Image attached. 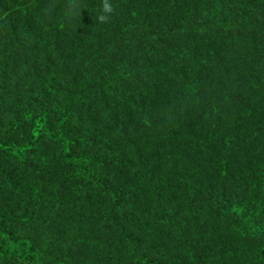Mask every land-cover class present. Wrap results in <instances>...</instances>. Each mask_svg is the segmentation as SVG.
<instances>
[{
    "label": "trees",
    "instance_id": "trees-1",
    "mask_svg": "<svg viewBox=\"0 0 264 264\" xmlns=\"http://www.w3.org/2000/svg\"><path fill=\"white\" fill-rule=\"evenodd\" d=\"M101 2L0 0V16L13 25V33L0 32V184L44 199L59 220L13 198L12 220L26 231L9 228L0 209V258L82 264L76 252L55 260L43 251L66 229L79 251L102 258L97 264H195L150 255L163 243L145 244L142 235L156 230H148L147 199L171 192L166 180L181 160L196 178L190 212L162 228L198 239L205 226L190 218L233 221L254 242L250 259L232 252L228 235L197 251L203 264H230L231 254L233 264H264V160L243 200L226 201L228 165L216 148L219 133L233 136L244 120L248 131L258 119L248 93L264 57V0H110L107 24L96 19ZM8 194L0 187V205Z\"/></svg>",
    "mask_w": 264,
    "mask_h": 264
},
{
    "label": "rangeland",
    "instance_id": "rangeland-1",
    "mask_svg": "<svg viewBox=\"0 0 264 264\" xmlns=\"http://www.w3.org/2000/svg\"><path fill=\"white\" fill-rule=\"evenodd\" d=\"M4 18L5 17L3 15L0 16V21H2ZM12 18L13 17L10 19L12 20ZM0 32H2L4 35L13 33V25H9V22L4 19L3 23H0ZM99 40L100 38L97 37L95 45H99ZM2 53L3 55L1 57V61L3 64H6L8 62L5 60L7 52L2 51ZM4 66L5 65H3V67ZM257 72L259 75L258 80L250 87L248 95H250L252 99L251 114H254L255 111L258 114V119L253 121V123L249 126L248 131L247 122L244 120L236 124L233 131V136L230 134L223 137L222 134L219 133L216 140V148L218 150L217 158L219 159V162L222 163L221 165H228L227 169L221 176L223 178V183L226 186L224 189L226 201L234 200L236 197H240L239 200H243V197H245V195L248 193V186L245 184L247 179L257 174L260 162L264 160V123L259 117V112L262 110L260 109L259 105L264 102V57L260 64V69ZM134 110L138 112L137 107ZM262 113L264 114V112ZM247 134L248 136H251L252 140L257 141L258 145L247 146L246 143L250 142V140L247 138ZM238 137L240 140V147L235 146V142L238 141ZM168 157H163V160L166 161L167 159H171ZM180 161H177L171 168V173L168 174L169 181L166 180L167 187L170 185L172 195L170 191L166 190L163 200L159 201L158 203L152 199H147V205L150 207V212H145L147 221H149L148 230H156L155 232H151L150 235L147 231L142 233L143 239L145 244H153L159 237L163 243L162 247L157 250H151L149 254L156 255L160 258L162 257V259L169 258L171 255H184L187 259L186 261H193L195 264H203L202 260L197 255V251L200 250V248L208 247L212 241L227 239L225 237L229 235L235 242L232 252L241 254L246 260L250 259L249 251L254 242L251 239L243 237L241 234H239L233 224V221L226 220V222L221 224L215 222L213 217L211 220H206V218L201 217L196 221H193L192 218H190L189 221H192L196 225H203V228L205 226L198 239H196L195 235L187 229H181L179 232L172 230V232L162 228L164 224H173L175 221H180V219L185 214L190 212V201L193 195V188L190 182L192 181V178H196L193 176V174L191 177L190 170L186 169L184 162L182 163ZM180 173H182V176H180V180H178L177 176H179ZM225 176L227 177L224 180ZM0 187L6 189L9 192L6 205H0L1 210H8L10 220H6L5 222L9 228L16 229V231H21V229H23L19 226H22L19 220H16L15 218L12 220L13 198L15 202L17 199L20 201V203L25 201L23 204L28 208V210L36 211L39 217H52V221H59L57 216L52 215L53 213H57V211L54 209L50 211V205L46 203L44 199L38 200L33 198L28 200L26 196L22 197V192H20L22 189H18L14 186L7 188L1 184ZM19 192L21 193V196L18 195ZM224 195H222V199ZM203 196H205L206 200L210 202H213L212 198L216 197L214 193L209 191H206L202 197ZM218 196L219 198L221 197L220 192L218 193ZM34 203L38 204L34 205ZM57 209L60 210V207H57ZM65 222H67L69 225L77 223L76 220L71 218L65 220ZM102 226H104L103 221ZM215 228H217L219 232ZM27 230L32 235L31 230ZM25 231L26 230H23L19 233H24ZM45 231V229L41 231L42 235L40 238L45 235ZM60 232V235L54 236V238L51 239V243H48L49 245L43 249L46 256H51L55 260H62L68 256H74L76 252L81 258L88 260L87 264H91V262L97 264V259H102L100 257L95 258V256L91 255V252L86 249L79 251L73 241H71L74 231H67L65 229ZM154 233L157 235V237H154ZM190 242H192V250L190 252H186L185 243ZM85 259L81 260L80 263L84 264ZM235 262H237V260L231 254L229 263L233 264ZM0 264L12 263L0 258Z\"/></svg>",
    "mask_w": 264,
    "mask_h": 264
},
{
    "label": "clouds",
    "instance_id": "clouds-1",
    "mask_svg": "<svg viewBox=\"0 0 264 264\" xmlns=\"http://www.w3.org/2000/svg\"><path fill=\"white\" fill-rule=\"evenodd\" d=\"M114 13V6L110 0H102L97 16V22L101 24H107L110 22L111 17Z\"/></svg>",
    "mask_w": 264,
    "mask_h": 264
}]
</instances>
